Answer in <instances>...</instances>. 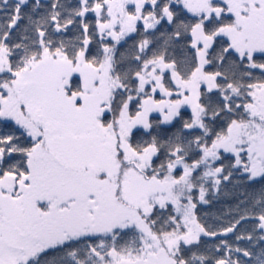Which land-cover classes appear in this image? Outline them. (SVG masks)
<instances>
[{"label": "snow or ice", "instance_id": "1", "mask_svg": "<svg viewBox=\"0 0 264 264\" xmlns=\"http://www.w3.org/2000/svg\"><path fill=\"white\" fill-rule=\"evenodd\" d=\"M0 264H264V0H0Z\"/></svg>", "mask_w": 264, "mask_h": 264}]
</instances>
